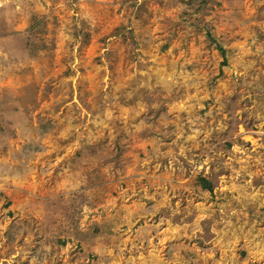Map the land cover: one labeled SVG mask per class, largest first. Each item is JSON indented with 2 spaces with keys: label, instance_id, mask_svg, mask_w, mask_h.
I'll return each mask as SVG.
<instances>
[{
  "label": "rangeland",
  "instance_id": "rangeland-1",
  "mask_svg": "<svg viewBox=\"0 0 264 264\" xmlns=\"http://www.w3.org/2000/svg\"><path fill=\"white\" fill-rule=\"evenodd\" d=\"M0 264H264V0H0Z\"/></svg>",
  "mask_w": 264,
  "mask_h": 264
},
{
  "label": "trees",
  "instance_id": "trees-1",
  "mask_svg": "<svg viewBox=\"0 0 264 264\" xmlns=\"http://www.w3.org/2000/svg\"><path fill=\"white\" fill-rule=\"evenodd\" d=\"M223 51V50H222Z\"/></svg>",
  "mask_w": 264,
  "mask_h": 264
}]
</instances>
